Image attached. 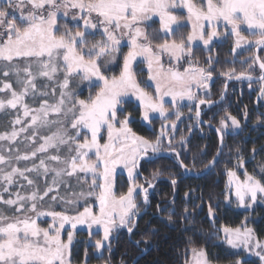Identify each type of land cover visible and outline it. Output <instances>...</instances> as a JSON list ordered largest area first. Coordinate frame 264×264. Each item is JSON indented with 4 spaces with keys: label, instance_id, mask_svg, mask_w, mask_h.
Here are the masks:
<instances>
[{
    "label": "snow or ice",
    "instance_id": "1",
    "mask_svg": "<svg viewBox=\"0 0 264 264\" xmlns=\"http://www.w3.org/2000/svg\"><path fill=\"white\" fill-rule=\"evenodd\" d=\"M181 10L185 14H178ZM154 17L158 28L152 27ZM69 23H74L75 31ZM242 25L253 39L242 35ZM220 26L223 33L218 31ZM186 27L190 31L184 35ZM97 33L99 39H89ZM222 34L235 37L233 53L245 45L255 46L257 53L248 58L251 63L244 71L229 69L220 75L251 81L258 65L264 98V60L258 55L264 50V0H0V116L5 118L0 125L4 129L0 131V264H71L70 248L78 225H86L90 237L93 226L103 229V236L94 243L97 250L118 229L134 232L141 211L134 195L137 189L143 192L144 204L149 203L148 188L135 183L140 160L164 150L162 144L168 138L167 151L175 155L179 167L191 169L172 145L168 128L176 129L175 120L162 124L155 139H149L129 127L130 114L120 119L118 109L126 98L135 96L143 108V120L149 121L150 113L167 120L165 96L171 97L173 105L185 98L192 101L196 98L193 86L207 89L213 78L211 56L207 68L191 59L194 43L202 41L207 48ZM125 46L128 51L123 53ZM165 55L176 64L165 67ZM118 56H122L119 74L106 75ZM185 57L188 67L181 71L179 62ZM138 58L147 66L155 95L137 79ZM84 87L90 94L80 98ZM93 88L98 89L94 95ZM205 103L214 102L199 100L197 118ZM180 116L177 111L176 120ZM219 123L216 131L221 143L230 126L240 127L231 114ZM102 130L107 131L103 144L99 142ZM180 143H186L184 137ZM209 163H215V157ZM239 164L243 165L242 158ZM118 166L127 170L131 182L119 196L113 191ZM227 175L240 206H251L246 198L251 203L258 196L264 199L262 180L247 172L243 181L235 171L228 170ZM148 187H153L150 181ZM93 197L98 212L87 206ZM81 201L86 205L82 211ZM59 205L62 211L51 210ZM184 212L186 220L191 213L187 208ZM214 215L209 204L208 216ZM44 216L52 220L47 227L38 223ZM66 225L72 230L64 240ZM221 231L231 248L243 249L264 264V241L252 229L223 227ZM141 242L148 241H134ZM188 242L193 243L191 237ZM190 252L192 259L184 264H211L203 247H190ZM236 264L255 262L237 259Z\"/></svg>",
    "mask_w": 264,
    "mask_h": 264
},
{
    "label": "trees",
    "instance_id": "2",
    "mask_svg": "<svg viewBox=\"0 0 264 264\" xmlns=\"http://www.w3.org/2000/svg\"><path fill=\"white\" fill-rule=\"evenodd\" d=\"M60 23L63 25L65 20L61 19ZM68 26L75 31L74 23H69ZM152 27L158 28L159 23L154 21ZM188 29L189 27L182 29L184 35ZM99 37L97 34L89 39ZM232 46L230 39H226L214 43L208 49L200 45L193 48V59L198 61V65L207 68V58L211 56L213 69V82L197 100L214 99L222 94L226 77L220 73L229 69H235L239 73L248 68V63H251L248 58L254 54L255 46L240 53H233ZM127 49L125 47V50ZM259 56L264 60V50L259 51ZM121 62L122 56L106 73L118 75ZM259 72L256 66L252 75H258ZM137 73L144 74L145 71L139 70ZM260 87V81L231 82L223 102L213 107L219 109L221 114L235 116L240 121V127L223 139L222 153L208 173L200 177L192 175L184 177V170L179 167L177 158L167 151L168 138H165L162 144L164 150L156 154L150 152L147 158L141 160L142 177L139 174L135 177V182L145 188L149 181L155 182V186L148 194L150 205L145 214L140 216L134 232L129 234L126 229L119 230L118 237L116 241L115 239L111 241L110 248L105 246L100 254H97L94 243L95 240L101 239L102 233L92 232L90 237L88 231H77L70 248V261L75 264H132L133 260L143 253L135 264H183L191 253L190 247H203L211 263L236 264V260L243 257L242 253L232 250L224 242L220 228L245 226L252 229L259 239L264 238L263 206L241 209L225 203L228 170L236 172L240 167L241 158L245 161L244 169L249 173H256L258 166H264V98L260 96ZM144 88L154 95L152 86L146 84ZM84 89L80 92L82 97L86 96L88 90ZM97 90L96 88L91 90V94L94 95ZM194 106L176 107L171 103H165L164 107L169 112L167 120L157 113L150 117V125H146L141 120L143 112L141 105L127 99L122 107H119L118 116L122 118L130 114L129 127L137 135L149 139H155L162 124L170 125L171 121L175 120L176 129L172 131L169 127L168 131L173 147L180 152L179 159L183 160L191 171L202 172L214 157L218 140L215 132L199 126L197 120H193ZM177 111L181 113L179 120H176ZM181 137L186 140L183 145L180 143ZM157 170L159 175L153 176ZM262 178L264 179V175ZM172 179L177 181L175 185L171 183ZM129 186L127 178L119 174L116 179V195L126 193ZM141 193L139 189L135 199L142 210L145 204L141 201ZM94 201L95 198H91V202ZM209 204L214 210V217L208 216ZM185 208L191 213L186 220ZM169 216L172 217L171 220ZM189 237L193 240L191 245L188 242ZM136 240L148 242L136 245L134 243ZM245 260L259 264L255 258Z\"/></svg>",
    "mask_w": 264,
    "mask_h": 264
},
{
    "label": "rangeland",
    "instance_id": "3",
    "mask_svg": "<svg viewBox=\"0 0 264 264\" xmlns=\"http://www.w3.org/2000/svg\"><path fill=\"white\" fill-rule=\"evenodd\" d=\"M198 2H199V0H198ZM178 14H185L184 12H183V10H181ZM154 21H157L158 22V18H155L154 17ZM159 23V22H158ZM189 31H190V27H189V29H188ZM218 31H220L221 33H223L224 32V28H223V26H220L219 28H218ZM241 32H242V35H244V36H247L249 39H253V37L251 36V34H250V31L246 28V26H241ZM97 34H99V33H97ZM205 35H207V32H206V34ZM100 38V37H99ZM99 38H97V39H99ZM226 39H230V41H231V43H232V45L234 46V42H235V37L234 36H232V35H227V36H225V35H221V36H219L218 38H215L213 41H212V43L210 44V46H208L207 48L203 45V43H202V41H197V42H195L194 43V45H193V48L195 47V46H197V45H200V46H202L203 48H205V49H208V48H210L214 43H218V42H221V41H223V40H226ZM122 43H124V44H126V39H125V41H123ZM233 46H232V48H233ZM126 47V46H125ZM125 47H122V52H124L125 51V53L128 51V49L127 50H125ZM250 47H248L247 45H245V46H243L241 49H237V51H236V53H240V52H242V51H245V50H248ZM120 56H118V58H119ZM247 57V56H246ZM118 58H117V61H118ZM191 59L193 60V61H195V59H193V57H191ZM188 60H189V58L188 57H185L184 59H182L180 62H179V67H180V70L181 71H183V69L185 68V67H188ZM163 61H164V65H165V67H168V66H170V64H176V61H170L169 60V57L167 56V55H165L164 57H163ZM117 63V62H116ZM116 63H114V64H112V65H109V68H111V67H113ZM122 63V62H121ZM197 66H199V65H197ZM134 67H135V69H136V72H138L139 70H144L145 71V73L144 74H142V73H140V74H138L137 73V79L139 80V82H140V84H141V87L142 88H144V85H150V86H152L153 88H154V95H155V84H154V82H151V81H148V71H147V66H146V64L142 61V60H140L139 58H138V62H137V64L136 65H134ZM200 67V66H199ZM202 67V66H201ZM106 75H108L107 73H106ZM260 74H258V75H252V76H259ZM212 80H213V78H212ZM230 85V84H229ZM13 86L14 87H16V85H15V83H14V78H13ZM84 88H87V87H84ZM82 89L80 92H82L83 90H85V89ZM88 89V88H87ZM93 89H95V88H93ZM93 89H91V90H93ZM145 89V88H144ZM146 90V89H145ZM205 88H198V87H196V86H193V89H192V91L193 92H195L196 93V98L194 99V100H192V101H189V100H187L186 98L184 99V100H180V101H178V103L177 104H175L174 106H178V107H181V106H183V105H196V103H197V98H198V96L200 95V94H204L205 93ZM147 91V90H146ZM86 94V96L84 95V97H82V96H80V98H87L88 96H89V94H90V90L88 89L87 90V92L85 93ZM151 94V93H150ZM127 99H131V100H134V101H136L138 104H140V102L137 100V98L135 97V96H129L128 98H126V100ZM217 99V98H216ZM165 103H171V104H173L172 103V101H171V97H169V96H165L164 97V104ZM122 107V105L120 106V108ZM154 114H157V113H150V117L152 116V115H154ZM120 117V116H119ZM124 117V116H123ZM123 117L122 118H120V119H123ZM141 120H142V122L144 123V124H146V125H150V121H145V120H143L142 118H141ZM4 121H5V118L4 117H2V116H0V125H2L3 123H4ZM165 124H167V123H165ZM230 124V123H229ZM117 126H119V125H117ZM2 130H4L3 129V127H0V131H2ZM89 136H90V133H87ZM106 140H107V131L106 130H102V132H101V135H100V139H99V142L101 143V144H103V143H105L106 142ZM91 156H92V158L93 159H95V156H94V153H92V154H90ZM245 161H243V165L242 166H240L239 167V169L236 171V174H237V177H239V179L241 180V181H243L244 180V178H245V172H247L246 171V169H244V166H245ZM264 167V166H263ZM248 174H251V175H254L257 179H260V180H262V182H264L263 180V175H264V171H262V167H260V166H258L257 167V172L256 173H249V172H247ZM119 174H123L126 178H127V180L129 181V178H128V174H127V170L126 169H124L122 166H118L117 167V169H116V172H115V174H114V180H113V191H114V193H115V189H116V179H117V176L119 175ZM138 175V172H137V174H136V176ZM135 176V177H136ZM135 181H136V179H135ZM228 181H229V177H227V186H226V196H225V203L226 204H228V205H231V206H235V207H237V208H241V209H253V208H255V207H257V206H263L264 207V199H261L259 196H258V199H257V201L255 202V203H251L250 201H248L247 200V198H246V204H251V206H240L239 205V202H238V200H237V197L235 196V187H234V185L231 187V188H229L228 187ZM130 181H129V185H130ZM136 183V182H135ZM151 183H154V182H151ZM137 184H139V183H137ZM138 190L139 189H137V192H138ZM97 191H99V189H97ZM116 194V193H115ZM148 194H149V191H148ZM135 195V194H134ZM226 197H228V199H226ZM84 206H86L85 204H84V201H81L80 202V205H79V210L80 211H82L83 210V207ZM87 206H92L93 207V211L94 212H98L99 211V206H98V201H94L93 203L91 202V198L88 200V202H87ZM47 204L45 205V209H47ZM51 210H55V211H62L63 210V205H59V206H54ZM70 214H74V213H70ZM38 223L40 224V226L41 227H47L50 223H52V220H51V217H47V216H44V217H40L39 218V220H38ZM223 228V227H222ZM222 228H220L219 229V231H220V235L223 237L224 236V233L221 231V229ZM238 228H240L241 230H243L244 228H245V226H242V227H238ZM248 228V227H247ZM233 229H235V228H233ZM69 230H72L71 229V227H70V225H66L65 226V231H63L62 232V239H64V240H67V231H69ZM82 230H85V231H88L89 232V229L87 228V226L86 225H78L77 226V229H75L74 230V235H75V233L77 232V231H82ZM119 230H121V229H118V230H116V231H114L112 234H111V237H110V240L109 241H107V242H105V246H109L110 245V243H111V241L113 240V239H115L114 241H116V239H117V237H118V235H116L117 233H119ZM92 232H101L102 233V236H103V229L102 228H98L97 226H93V228H92V230H91ZM116 236V237H115ZM261 241H264V238H261L260 239ZM226 243V242H225ZM227 244V243H226ZM228 245V244H227ZM104 246V247H105ZM229 246V245H228ZM230 247V246H229ZM231 248V247H230ZM232 250H234V251H237V252H241L242 253V258H241V260H245V259H252V258H255V259H257L258 260V258H256L255 256H252V255H249V254H247V253H245L244 252V250L243 249H233V248H231ZM101 250L102 249H100V250H96V253L97 254H100V252H101ZM192 259V255H191V253H190V255H189V257H188V259L187 260H191ZM71 264H75V263H72L71 262ZM84 264V263H83ZM184 264V263H183ZM211 264H213V263H211Z\"/></svg>",
    "mask_w": 264,
    "mask_h": 264
},
{
    "label": "water",
    "instance_id": "4",
    "mask_svg": "<svg viewBox=\"0 0 264 264\" xmlns=\"http://www.w3.org/2000/svg\"><path fill=\"white\" fill-rule=\"evenodd\" d=\"M254 53H257V49H256V47H255V49H254ZM258 55H259V52H258ZM257 66H258V65H257ZM260 74H261V73H260ZM259 76H260V75H259ZM259 76H253V79H252L251 81H249V80H247V79H239V80H237V79H235L234 77H233L232 79H227V78H226V81H225V83H227V88H226V90H225V84H224V89H223L222 94H221L217 99L211 100V101H213L214 103H212V104L205 103V104H203V105H205V108H211V107H214V106L219 105L220 103H222L223 100L225 99V96H226V93H227V90H228L229 84H230L231 82H238V81H241V80H242V81H245V82H248V83L258 82V81H259V79H258ZM205 101H208V100H205ZM198 102H199V101H198ZM198 102H197V103H198ZM197 103H196V105H197ZM199 120L201 121V123H202L203 125L208 126V127H211L212 129H214V130L216 131L217 127L214 126L213 124L207 122V121H204V120L201 118V116H199ZM216 132H217V131H216ZM217 133H218V132H217ZM218 136H219V145H218V150H217L216 154L214 155V157H215V163H212V164L209 163L208 166L206 167V169H205L204 171H202V172L185 171V170L183 169V170H184V177H187V176H190V175L200 177V176H203L204 174L208 173V172L214 167V165L216 164V162H217V160L219 159V157H220V155H221V153H222V150H223V143H221V140H220V134H219V133H218ZM214 157H213V158H214ZM145 158H147V157H145ZM145 158H143V159H145ZM213 158H212V160H213ZM143 159H141V160H143ZM141 160H140V162H141ZM212 160H211V161H212ZM140 162H139V166H138V169H137V172H138L139 175H140ZM140 176H141V175H140ZM141 177H142V176H141ZM152 185H153V187H154V186H155V182L152 183ZM153 187H150V188H149V187L147 186L146 188H148V191L150 192V191H152ZM141 201L143 202V192L141 193ZM148 201H149V203H148L147 205H145V207L140 211V215H139V217H138L137 223H138V221H139L140 216L143 215V214H145V212L147 211V209H148V207H149V205H150V198H149V196H148ZM143 203H144V202H143ZM116 235H118V233H117ZM115 237H116V236H115ZM142 254H143V253L139 254V255L133 260L132 264H135L136 261H137V259H138V257H140Z\"/></svg>",
    "mask_w": 264,
    "mask_h": 264
},
{
    "label": "flooded vegetation",
    "instance_id": "5",
    "mask_svg": "<svg viewBox=\"0 0 264 264\" xmlns=\"http://www.w3.org/2000/svg\"><path fill=\"white\" fill-rule=\"evenodd\" d=\"M255 49V48H254ZM259 68V67H258ZM259 74H260V72H259ZM213 82V80H211V81H209V83H208V87H210V85L209 84H211ZM228 91V90H227ZM218 98V97H217ZM203 100H214V99H216V98H214V99H205V98H202ZM199 100H201V99H199ZM198 100V101H199ZM197 101V102H198ZM196 105L194 106V110H193V113H192V118H193V120L195 119V120H197V122L199 123V126H204V127H206V128H208L209 130H211V131H213V132H215V134H216V137H217V140H218V145H219V136H218V133L214 130V129H212L211 127H208V126H205V125H203L202 123H201V121L199 120V118H197L196 117ZM207 113V114H206ZM205 115H207V117H205ZM200 116H201V118L204 120V121H207V122H209V123H211V124H213L214 126H216L217 128L218 127H220V119H221V117H224L225 115L224 114H221V113H219V109H213V107H211V108H205V105H200ZM229 123H230V121H229ZM230 128V130L229 129H227L226 131H225V134H224V138L229 134V133H232L234 130H236V128H232L231 126L229 127ZM194 129V128H193ZM223 138V139H224ZM217 150H218V148H217ZM217 150H216V152H217ZM216 152H215V154H216Z\"/></svg>",
    "mask_w": 264,
    "mask_h": 264
}]
</instances>
